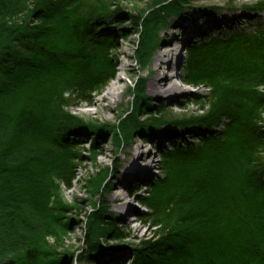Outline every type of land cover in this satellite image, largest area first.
Masks as SVG:
<instances>
[{"label":"trees","instance_id":"16d2710c","mask_svg":"<svg viewBox=\"0 0 264 264\" xmlns=\"http://www.w3.org/2000/svg\"><path fill=\"white\" fill-rule=\"evenodd\" d=\"M186 2L157 0L154 8L169 15ZM116 3L0 0V264H52L42 253L50 238L67 234L69 208L57 192L71 187L81 154L67 137L64 109L91 102L108 81L113 37L100 31L118 17ZM140 19L153 36L139 48L149 60L162 21L150 13ZM182 81L209 89L195 100L208 110L186 122L169 118L163 105L148 112L153 126L200 130L161 151L163 176L142 199L161 241L136 250L130 264H264V26L198 40ZM112 228L89 229L80 259L93 258L94 238Z\"/></svg>","mask_w":264,"mask_h":264},{"label":"rangeland","instance_id":"374dc122","mask_svg":"<svg viewBox=\"0 0 264 264\" xmlns=\"http://www.w3.org/2000/svg\"><path fill=\"white\" fill-rule=\"evenodd\" d=\"M156 3L157 0H120L112 7V10H118V17L108 21L109 25L100 33L106 31L113 37V46L108 53L111 64L108 81L113 76V92L103 99L101 97L97 103V98L109 89L105 84L92 96L91 102H78L64 109L70 116L66 118V125L75 128L67 133V137L76 140L81 158L75 161L71 187L62 186L57 192V200L69 208L62 216L68 230L61 242L50 238L49 251L42 253L43 258H48L52 264H98L99 260L103 261L119 252L127 254L123 261L130 264L133 258H137L136 250L161 241L158 227L143 217L150 209L142 199L148 196L151 184L157 177L163 176L160 170L163 148L169 147L172 140L177 138L192 140L200 128L195 123H190L187 129L183 123L171 126L172 122L153 126L149 122L152 115L148 112L163 105L169 111V118L177 122L206 115L208 108L195 100L205 97L209 89L203 85L194 87L182 81L189 47L209 35L225 36L247 27L256 30L264 26V11L247 9L259 3L264 4V0H187L180 12L169 15L162 12V6L154 8ZM198 12H203L205 17L202 23H209L213 18L222 19L224 15L237 17L238 20L231 23L226 19L228 24L218 27L217 32L194 38L185 48L183 60L178 66L177 58L173 56H163L162 60H158L159 53L167 50L166 46H171L172 54L175 52L176 42L170 38L183 36L179 33L178 27L181 25L177 22L198 17ZM148 13L158 16L162 21L157 30L159 42L149 60L142 59L139 53L143 38H153L148 32V23L140 19ZM135 17L139 18L138 23H134ZM165 74L173 77L157 96L151 91V85L159 75ZM118 78L121 80L118 81ZM172 83L178 84L186 92L172 98L165 97L175 90L171 87ZM57 129L58 125L55 127L58 132ZM165 136L173 139L168 142ZM141 145L147 150L148 157L140 164H147L146 168L153 178H136L129 188H125L117 183L122 181L125 170L135 159L136 154L129 152L130 149H140ZM125 205H132L136 209L134 213L128 214L126 220L120 213ZM108 225L113 227L112 232L94 238H98L100 246L93 258L81 260L80 255L87 248L89 229ZM118 233H123L125 237L118 238Z\"/></svg>","mask_w":264,"mask_h":264},{"label":"bare ground","instance_id":"6f19581e","mask_svg":"<svg viewBox=\"0 0 264 264\" xmlns=\"http://www.w3.org/2000/svg\"><path fill=\"white\" fill-rule=\"evenodd\" d=\"M198 13H199L198 17L194 16L192 19L189 18L185 22H182V21L177 22V23H179V25H181L180 27H178V30H179L180 35H183L182 38H170V39L175 40V42H176L175 52L172 54L173 50H170L171 46L170 45L166 46L167 50L159 53L158 58H157L158 60H162L163 56H166V57L173 56L174 58H177L176 66H178L180 64V62L183 60V53H184L185 48L187 47L188 44L193 42L194 38H197V37L199 38L202 36L209 35L210 33L212 34L213 32H217V30L219 29L218 27L223 26L224 24H228L227 20H230L231 23L232 22L235 23L236 22L235 20H238L237 17H235V18L233 16L227 17V15H224L222 17V19L213 18L212 20L209 21V23H207V22L202 23L201 22L202 18H205V17H203V15H202L203 12H198ZM219 23H220V25H219ZM206 24H208V25H206ZM171 36H173V35H171ZM207 37H203V38H207ZM182 50H183V52H182ZM121 65L123 67H125V64L122 63ZM159 66H160V64H159ZM172 77H173V75H168V74L159 75L158 78L151 85V91L153 92V94H155L157 96L160 95L159 94L160 91L167 86V83L170 82ZM120 80L121 79L118 78V81H120ZM106 85L109 86V89L106 90L103 95H101L97 98V103L101 99L105 98L106 96L110 95L113 92V90H112V89H114L113 76H111V80H109L106 83ZM171 87H173L175 90H172L173 92H170L169 94H167L165 96L167 98L176 97L177 95L184 94L186 92L176 83H172ZM72 130H75V128H72ZM156 139H158V138H156ZM172 139H173L172 137L170 139L168 137H166V140L168 142H170ZM139 148L140 149H136V148L130 149L129 152H131V153L135 152V154H136L135 159L133 160V162L130 165H128L127 170H125V174H124L125 177L122 179V181H119L117 183V184H122L123 186H125V188H129L133 184V182L135 181L136 178H137V180H151L153 178L151 172L146 168L147 164H146V166L141 165L142 164L141 162L144 159H147L148 152L144 148V145H141ZM126 172H127V175H126ZM121 209H124L123 211H120V213L122 214V218H125V220H126V217L128 216V214L134 213L136 210L132 205H128V206L125 205ZM125 255H127L125 252H119L117 254L115 253V254L109 255L108 258L104 259L103 261H102V259L99 261L97 260V261H98V264H107V263L108 264H116V263H120L121 261H123ZM95 264H96V262H95Z\"/></svg>","mask_w":264,"mask_h":264}]
</instances>
